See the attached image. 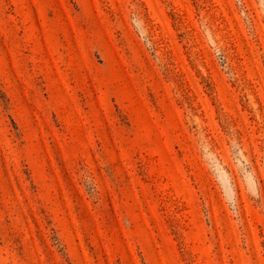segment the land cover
I'll list each match as a JSON object with an SVG mask.
<instances>
[{
	"label": "rangeland",
	"instance_id": "rangeland-1",
	"mask_svg": "<svg viewBox=\"0 0 264 264\" xmlns=\"http://www.w3.org/2000/svg\"><path fill=\"white\" fill-rule=\"evenodd\" d=\"M0 264H264V0H0Z\"/></svg>",
	"mask_w": 264,
	"mask_h": 264
}]
</instances>
